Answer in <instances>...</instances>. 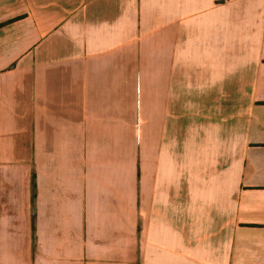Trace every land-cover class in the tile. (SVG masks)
<instances>
[{
  "label": "crops",
  "instance_id": "obj_1",
  "mask_svg": "<svg viewBox=\"0 0 264 264\" xmlns=\"http://www.w3.org/2000/svg\"><path fill=\"white\" fill-rule=\"evenodd\" d=\"M0 264H264V0H0Z\"/></svg>",
  "mask_w": 264,
  "mask_h": 264
}]
</instances>
